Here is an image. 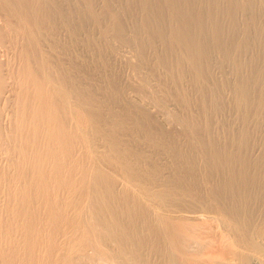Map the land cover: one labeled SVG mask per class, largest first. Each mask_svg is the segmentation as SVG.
<instances>
[{"label":"bare ground","instance_id":"bare-ground-1","mask_svg":"<svg viewBox=\"0 0 264 264\" xmlns=\"http://www.w3.org/2000/svg\"><path fill=\"white\" fill-rule=\"evenodd\" d=\"M0 264H264V0H0Z\"/></svg>","mask_w":264,"mask_h":264}]
</instances>
